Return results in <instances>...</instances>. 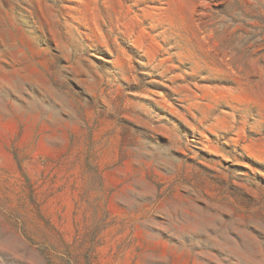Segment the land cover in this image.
I'll return each instance as SVG.
<instances>
[{
    "label": "rangeland",
    "instance_id": "374dc122",
    "mask_svg": "<svg viewBox=\"0 0 264 264\" xmlns=\"http://www.w3.org/2000/svg\"><path fill=\"white\" fill-rule=\"evenodd\" d=\"M0 264H264V0H0Z\"/></svg>",
    "mask_w": 264,
    "mask_h": 264
}]
</instances>
